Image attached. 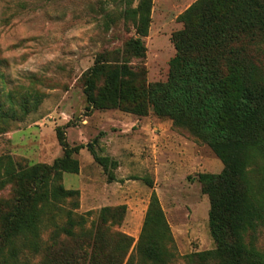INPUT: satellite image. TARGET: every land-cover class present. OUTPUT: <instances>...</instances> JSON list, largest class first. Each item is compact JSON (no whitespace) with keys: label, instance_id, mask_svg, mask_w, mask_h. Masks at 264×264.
<instances>
[{"label":"rangeland","instance_id":"obj_1","mask_svg":"<svg viewBox=\"0 0 264 264\" xmlns=\"http://www.w3.org/2000/svg\"><path fill=\"white\" fill-rule=\"evenodd\" d=\"M196 1L151 0L145 56L135 58L125 53L135 37L126 0H0V103L13 111L0 120V157L24 167L50 165L63 155L56 129L69 147H81L74 155L79 172L59 181L79 191L71 234L65 202L45 212L33 248L23 249L24 241L0 246V264H126L130 254V264H144L135 248L152 190L171 232L168 264H217L188 258L215 248L209 200L197 181L198 174L223 168L210 146L152 109L145 116L96 110L83 94L82 76L100 54L109 63L126 61L146 83L165 82L175 55L172 36L183 27L179 17ZM252 55L264 79V44L254 45ZM89 148L108 158L106 172ZM11 191L0 188V215ZM122 235L130 239L126 252L118 249ZM254 237L264 252V226Z\"/></svg>","mask_w":264,"mask_h":264},{"label":"trees","instance_id":"obj_2","mask_svg":"<svg viewBox=\"0 0 264 264\" xmlns=\"http://www.w3.org/2000/svg\"><path fill=\"white\" fill-rule=\"evenodd\" d=\"M133 1L126 0L124 14L135 37L126 43L125 53L143 58L151 0H138L130 8ZM179 18L183 27L172 36L175 55L165 82L146 83L126 61L109 63L100 54L82 76L85 100L92 109L137 116L152 109L207 143L223 165L219 174L197 175L209 200L208 227L215 248L188 258L264 264V252L254 244V234L264 226V79L252 55L254 45L264 44V0H197ZM8 113L13 111L4 112L0 103V120ZM56 137L63 155L50 165L24 167L0 157V188L12 187L0 215V246L24 241L23 249L33 248L45 212L65 202L70 205L65 233L71 234L79 191L65 189L59 181L63 173L79 172L74 155L81 147H69L60 129ZM89 152L106 172L108 158ZM145 182L152 189V182ZM129 242L120 236L118 249L126 252ZM171 248L170 228L152 190L135 254L144 264H168L174 259ZM134 257L130 254L126 264Z\"/></svg>","mask_w":264,"mask_h":264}]
</instances>
